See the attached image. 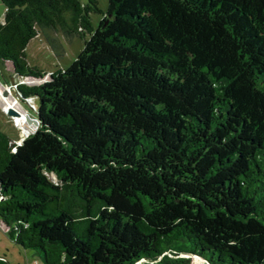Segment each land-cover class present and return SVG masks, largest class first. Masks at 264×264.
<instances>
[{"label": "trees", "instance_id": "obj_1", "mask_svg": "<svg viewBox=\"0 0 264 264\" xmlns=\"http://www.w3.org/2000/svg\"><path fill=\"white\" fill-rule=\"evenodd\" d=\"M0 3V63L39 79L14 88L35 129L0 131L7 238L40 264H264V0ZM38 33L82 46L45 73Z\"/></svg>", "mask_w": 264, "mask_h": 264}, {"label": "rangeland", "instance_id": "obj_2", "mask_svg": "<svg viewBox=\"0 0 264 264\" xmlns=\"http://www.w3.org/2000/svg\"><path fill=\"white\" fill-rule=\"evenodd\" d=\"M80 2H84L85 0H79ZM98 7L100 9H104L106 5V0H97ZM3 7L0 3V20L2 17ZM89 19L91 25H95L98 19V14L94 12H89ZM57 39L60 45V50L55 54L50 47L47 45L45 40L41 35H39L40 44L38 47H32V42L28 43L25 50V60L31 66H36L39 70L43 71V69L51 70L55 68H66L71 60L75 57L82 46V39L79 37H71L69 40L64 39L60 33L57 35ZM36 41L32 38V41ZM26 83H33L31 80L24 79ZM36 82L39 79H33ZM7 82L6 84H10L9 75L5 69V65L0 63V83ZM12 94H15V91L12 89ZM2 95L0 94V97ZM11 96V95H10ZM12 97V104H9L11 107H18V102L24 107L28 114L32 116L34 113L33 107L28 103L24 102V100H20L18 97V102ZM20 116H15L17 122H19L20 127H22V132L17 130H12L8 124L2 120V116L0 115V131L4 132L10 139L14 141L20 140L25 133H28L29 130L32 129V125H26L23 122V113H19ZM9 121V120H8ZM16 125V124H15ZM52 180H54L53 176H50ZM6 236V235H5ZM4 236V244L0 243V259L2 262L0 264H40L38 258L31 252L29 249H22L17 247L13 242H10L7 237ZM184 253H180L176 256H170V258L159 261L157 264H181L180 260L175 259V257L182 256ZM185 257V256H183ZM187 258V257H185ZM188 260V258H187Z\"/></svg>", "mask_w": 264, "mask_h": 264}, {"label": "crops", "instance_id": "obj_3", "mask_svg": "<svg viewBox=\"0 0 264 264\" xmlns=\"http://www.w3.org/2000/svg\"><path fill=\"white\" fill-rule=\"evenodd\" d=\"M39 35H41L40 33H38V34H36L35 36H33L32 38L33 39H35L36 41H32V38H30L28 41H27V43H26V45L24 46V48H23V51H24V55H25V50H26V46L28 45V43H30V42H32V47H38L39 46V44H40V40H39ZM3 65H5V69H6V71H7V73H8V75H9V80H10V83L11 82H15V81H18L21 77L20 76H18V75H15V74H13V72L11 71V68H10V65H9V63H3ZM36 67V66H35ZM37 68V67H36ZM56 69V68H55ZM54 70V69H53ZM53 70H51V68H49V69H43V72H45V73H49V72H51V71H53ZM2 83H7V82H2ZM24 102H26V103H28L30 106H32L34 109H35V100H34V98H32V97H29V98H27V99H25L24 100ZM9 104H12V97L10 96V95H7V96H1L0 97V115L2 116V120H4L5 121V123L6 124H8V127L10 126V128L12 129V130H17L18 132L19 131H21L22 132V127H20V124H19V122H17V120H16V118H13V120L15 121V124L16 125H13L12 123H10L9 121H8V116H9V114H11V113H8V109H12L13 111H15V113L14 114H16L17 116H20V114L19 113H23V115H27L29 118L30 117H33L34 116V113L32 114V116H30L29 114H28V112H27V110L24 108V107H22L21 106V104L18 102V107H16V108H13V107H8V106H10ZM34 109H33V111H34ZM22 123H24V124H26V125H32L30 122H28L27 120H25L24 118H23V122ZM29 132V131H28ZM26 134V133H25ZM24 134V135H25ZM14 141H18L17 139L15 140L14 139ZM6 227H7V224L6 225H4V223L2 222V221H0V243H1V245L2 244H4V241L2 240V238L4 239V236L6 235L5 234V229H6ZM5 237H7V236H5ZM8 240L10 241V242H12L9 238H8ZM1 260V259H0ZM2 261V260H1Z\"/></svg>", "mask_w": 264, "mask_h": 264}, {"label": "built area", "instance_id": "obj_4", "mask_svg": "<svg viewBox=\"0 0 264 264\" xmlns=\"http://www.w3.org/2000/svg\"><path fill=\"white\" fill-rule=\"evenodd\" d=\"M25 78H20L18 81L15 82H11L10 84H6V83H0V94L2 96H7L8 94H10L11 96H13L15 98V100L18 102V98L16 96V94H12V89L14 90L15 88V84L18 82H25L24 80ZM11 107V106H8ZM13 116H8V120L10 123H12L13 125H15V121L12 118ZM17 117V116H16ZM35 264V263H34Z\"/></svg>", "mask_w": 264, "mask_h": 264}, {"label": "water", "instance_id": "obj_5", "mask_svg": "<svg viewBox=\"0 0 264 264\" xmlns=\"http://www.w3.org/2000/svg\"><path fill=\"white\" fill-rule=\"evenodd\" d=\"M13 74H15V73H13ZM15 75H17V74H15ZM8 113H11V114H9V116H10V115H11V116H17L16 114H14L15 111H13L12 109H8ZM23 118L32 124L33 127H32L31 130H29V132H32V131L35 129L36 125H37V118H36L35 112H34V116H33V117H30V118H29V117L25 114V115H23ZM29 132H28V133H29ZM26 134H27V133H26ZM0 221H2V222L4 223V225L7 224V223H6V220H5L4 218H2V217H0ZM188 255L198 257V258H200L202 261H204V262H206L207 264H209L205 259H203L202 257H200V256L197 255V254H194V253H188Z\"/></svg>", "mask_w": 264, "mask_h": 264}, {"label": "bare ground", "instance_id": "obj_6", "mask_svg": "<svg viewBox=\"0 0 264 264\" xmlns=\"http://www.w3.org/2000/svg\"><path fill=\"white\" fill-rule=\"evenodd\" d=\"M28 81V80H27ZM33 82H36V81H33ZM32 83V82H31ZM8 95H10V94H8ZM15 116H13L12 118H14ZM203 264H207L206 262H204Z\"/></svg>", "mask_w": 264, "mask_h": 264}]
</instances>
